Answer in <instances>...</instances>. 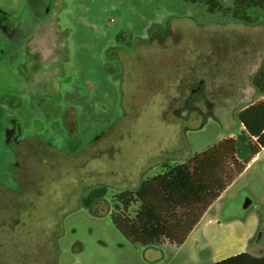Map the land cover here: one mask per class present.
<instances>
[{"label":"rangeland","instance_id":"rangeland-1","mask_svg":"<svg viewBox=\"0 0 264 264\" xmlns=\"http://www.w3.org/2000/svg\"><path fill=\"white\" fill-rule=\"evenodd\" d=\"M39 2L0 6L28 21ZM228 7L230 0L213 13L204 2L183 0H56L46 34L28 44L26 64L11 57L19 80L2 62L14 44L0 43V95L12 101L4 114L19 122L23 152L38 158L37 172L0 197V264H211L222 254L264 248V150L180 246L133 244L110 219L116 193L240 134L238 111L259 98L252 76L264 62V10L246 23ZM117 34L134 44L123 72L106 59ZM200 81L202 100L189 112L183 101ZM5 144L0 130L4 188L13 187ZM79 146L67 162L63 147ZM96 183L106 193L86 207V187Z\"/></svg>","mask_w":264,"mask_h":264},{"label":"trees","instance_id":"trees-1","mask_svg":"<svg viewBox=\"0 0 264 264\" xmlns=\"http://www.w3.org/2000/svg\"><path fill=\"white\" fill-rule=\"evenodd\" d=\"M183 1L204 2L207 11L213 13L227 0ZM230 2L231 7L226 10L234 19L246 23L252 21L250 13L264 10V0ZM252 85L259 98L238 111L239 135L221 139L198 153L194 162L174 164L141 181L136 189L113 195L110 219L118 233L143 247L184 243L212 203L264 150V62L252 76ZM11 102L0 95V130L3 106H11ZM215 264H264V254L253 256L242 252Z\"/></svg>","mask_w":264,"mask_h":264},{"label":"flooded vegetation","instance_id":"flooded-vegetation-1","mask_svg":"<svg viewBox=\"0 0 264 264\" xmlns=\"http://www.w3.org/2000/svg\"><path fill=\"white\" fill-rule=\"evenodd\" d=\"M55 1L56 0H40L37 13L32 14L30 20L28 21H26L21 14H13L0 6V43H4V45L7 46V41H9L15 46L13 53H9L10 55H7L6 53V57L4 56L5 60L3 57L2 62L5 61L8 68L10 66L12 67L13 74L18 77L17 80L22 78V74L15 72V66H13L14 64L11 62V57L12 55H14L18 61L26 64V56L27 59L32 56L30 54V51L28 50V44L30 41L37 40L42 35L46 34L51 13L50 9ZM114 40V44L110 47L109 52H107L106 54V59L112 61L113 65L118 71L123 72L124 67L128 63L129 53L134 49V44L132 43L133 38L130 37V40L127 43H124L122 41L121 34H117ZM35 53L32 54L36 55ZM119 77L120 79H122L121 75H119ZM200 83L202 82H198V84L194 88L190 89L189 94L183 101L185 107L189 106V112H192L196 109L195 105L193 107L190 106L194 100H202L203 94L199 86ZM177 101L178 100H173L171 101V103ZM14 122L16 121L13 118L3 113L1 131L4 132L5 138L6 133H9L10 135V142L5 145L11 154V160L6 164L5 175L7 176V179L11 182V184H13V187L4 188L0 184V197L4 194L11 196L15 191H17L18 187L21 186L22 183H26L29 177L34 172H37L38 168V165H36V163L38 162V158L36 156L35 150L29 149V151L26 150L24 153L23 149H25L28 144H25V142L22 141L21 138L15 137L16 131L12 129V123ZM65 123L68 125L66 137L68 140H72L75 137L76 133L72 128L71 118L65 117ZM63 149L65 150V153H67L66 161L70 163L71 158L78 155L81 147L79 146V148H71L70 150H67L66 147H63ZM23 163L25 164V167L22 166ZM81 167L82 166L80 164V170ZM103 189H105L106 193V188L99 186V184L97 183L96 185L86 187L87 193L82 199L83 202H86L85 206L91 208L93 204H96L99 200H101V198L103 197ZM14 256L15 259H22V255L17 251L14 252ZM8 258L12 259L13 257L9 256Z\"/></svg>","mask_w":264,"mask_h":264},{"label":"crops","instance_id":"crops-1","mask_svg":"<svg viewBox=\"0 0 264 264\" xmlns=\"http://www.w3.org/2000/svg\"><path fill=\"white\" fill-rule=\"evenodd\" d=\"M261 151H262V150H261ZM261 151H260V152H261ZM256 157H257V156H255V157L251 160V162H252L253 160H255ZM251 162H250V163H251ZM193 230H194V229H193ZM255 245H259V242H255ZM242 252H247V253H249V254H251V255H253V256H260V255L264 254V248H261V247L259 246L258 254H253V253H251V252H249V251H247V250H243V249H239V250H237V251H235V252H233V253H230V254H222V255L217 256L215 259H213L212 262H211V264H215V263H217V262H219V261H221V260H224V259L227 258V257L233 256V255H236V254H239V253H242Z\"/></svg>","mask_w":264,"mask_h":264},{"label":"water","instance_id":"water-1","mask_svg":"<svg viewBox=\"0 0 264 264\" xmlns=\"http://www.w3.org/2000/svg\"><path fill=\"white\" fill-rule=\"evenodd\" d=\"M53 10H54V3L52 4V7L50 9V12L52 13ZM12 129H14L16 131L15 137L18 138L19 135H20V133H21V128H20L19 122L16 121V122L12 123ZM5 142H6V144H8L10 142V135H9V133H6ZM249 204H250V201L248 199H246V201L244 202L242 208L243 209H246Z\"/></svg>","mask_w":264,"mask_h":264}]
</instances>
